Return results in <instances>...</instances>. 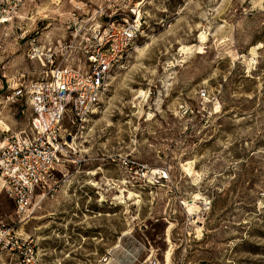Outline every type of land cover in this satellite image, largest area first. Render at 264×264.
<instances>
[{
  "label": "rangeland",
  "instance_id": "rangeland-1",
  "mask_svg": "<svg viewBox=\"0 0 264 264\" xmlns=\"http://www.w3.org/2000/svg\"><path fill=\"white\" fill-rule=\"evenodd\" d=\"M97 6L143 31L64 122L55 192L18 221L0 189V218L37 264H264V0H0V141L27 129L12 87L59 64Z\"/></svg>",
  "mask_w": 264,
  "mask_h": 264
},
{
  "label": "built area",
  "instance_id": "built-area-1",
  "mask_svg": "<svg viewBox=\"0 0 264 264\" xmlns=\"http://www.w3.org/2000/svg\"><path fill=\"white\" fill-rule=\"evenodd\" d=\"M74 10L70 14L75 17ZM90 13L67 25L68 37L58 44L65 54L59 64L10 91L29 111L27 129L0 141V189L13 203L18 221L55 192L63 176L61 169L74 150L72 130L64 122H84L103 94L108 74L122 65L130 43L143 31L136 15L117 17L114 9L106 12L100 6ZM36 255L32 239L0 218V264H37Z\"/></svg>",
  "mask_w": 264,
  "mask_h": 264
},
{
  "label": "bare ground",
  "instance_id": "bare-ground-1",
  "mask_svg": "<svg viewBox=\"0 0 264 264\" xmlns=\"http://www.w3.org/2000/svg\"><path fill=\"white\" fill-rule=\"evenodd\" d=\"M204 36H205V35H203V33H201V34L199 35V40H203V39H204ZM188 50H189L188 48H185V47L182 48V51H184V52H185V51H188ZM167 259H169V258L166 256V260H167ZM116 263H117V262H116Z\"/></svg>",
  "mask_w": 264,
  "mask_h": 264
}]
</instances>
